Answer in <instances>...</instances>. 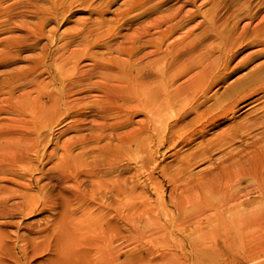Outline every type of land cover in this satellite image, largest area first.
Returning a JSON list of instances; mask_svg holds the SVG:
<instances>
[{"label": "rangeland", "instance_id": "rangeland-1", "mask_svg": "<svg viewBox=\"0 0 264 264\" xmlns=\"http://www.w3.org/2000/svg\"><path fill=\"white\" fill-rule=\"evenodd\" d=\"M263 19L264 0H0V264H193L190 237L208 225L178 232L174 223L205 202L196 208L180 189L172 200L159 169L180 147H160L157 190L140 167L154 156L141 141H157L151 100L182 63L177 47L220 53L228 34L242 38ZM261 46L239 49L231 65ZM233 190L256 196L249 178ZM251 261L264 264V250Z\"/></svg>", "mask_w": 264, "mask_h": 264}, {"label": "bare ground", "instance_id": "bare-ground-1", "mask_svg": "<svg viewBox=\"0 0 264 264\" xmlns=\"http://www.w3.org/2000/svg\"><path fill=\"white\" fill-rule=\"evenodd\" d=\"M238 37L228 34L224 46L218 49L221 54L212 46L208 50H196V58L191 54L193 51L183 53L178 47L174 50V60L178 62L176 56L179 55L182 63H174L169 83L161 84L160 91L151 100L152 112L148 114L150 135L157 141L153 144L149 139L141 141L145 150L154 154L147 156L140 167L142 174L146 172L145 181L155 190L157 177L153 176V171L159 163L160 147L165 144L168 149L190 146L188 152L181 155H178L180 148L177 149L172 153L177 158L175 163L159 165V169L171 184L172 200L180 189L181 193L185 192L186 201L196 202V208L201 205V199L205 202L196 210V216L184 220L185 226L181 228L178 221L174 223L178 232H191L204 223L208 225L197 238L190 237L193 264L208 261L253 264L251 255L264 250V61L220 91L230 75L254 57L264 56V19L247 35ZM251 43L262 46L232 66L230 62L239 49ZM176 51L182 55L175 54ZM187 74L183 81H178ZM242 81L245 89L233 90ZM259 93L262 94L256 96ZM224 95L226 98L222 99ZM241 103L249 105L251 111L238 119L235 113ZM227 119L230 124L220 127ZM215 127L218 129L212 132ZM257 129L261 131L257 133ZM238 141L240 143L235 145ZM192 143L196 146L191 147ZM214 154L218 156L213 158ZM205 161L209 163L204 169L192 172V167ZM150 162L152 167L150 164L148 172ZM245 178L251 179L256 196H251L249 190L232 191L234 182ZM168 232L172 233L167 228L161 235Z\"/></svg>", "mask_w": 264, "mask_h": 264}]
</instances>
